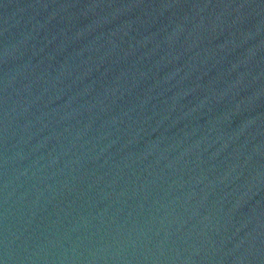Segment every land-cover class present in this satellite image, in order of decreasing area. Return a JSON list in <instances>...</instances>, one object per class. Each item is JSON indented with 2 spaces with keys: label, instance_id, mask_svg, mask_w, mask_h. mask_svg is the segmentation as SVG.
I'll return each mask as SVG.
<instances>
[{
  "label": "water",
  "instance_id": "water-1",
  "mask_svg": "<svg viewBox=\"0 0 264 264\" xmlns=\"http://www.w3.org/2000/svg\"><path fill=\"white\" fill-rule=\"evenodd\" d=\"M0 264H264V0H0Z\"/></svg>",
  "mask_w": 264,
  "mask_h": 264
}]
</instances>
